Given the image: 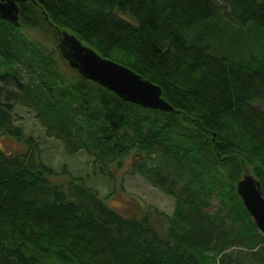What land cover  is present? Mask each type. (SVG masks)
Here are the masks:
<instances>
[{"label":"trees","instance_id":"1","mask_svg":"<svg viewBox=\"0 0 264 264\" xmlns=\"http://www.w3.org/2000/svg\"><path fill=\"white\" fill-rule=\"evenodd\" d=\"M18 14V26L0 18V133L28 150L0 147V264H264L236 192L251 174L264 197V0H26ZM29 28L73 34L158 85L172 110L65 73ZM16 104L100 173L133 153L130 172L173 198L162 232L155 210L123 215L66 169L52 180Z\"/></svg>","mask_w":264,"mask_h":264},{"label":"rangeland","instance_id":"2","mask_svg":"<svg viewBox=\"0 0 264 264\" xmlns=\"http://www.w3.org/2000/svg\"><path fill=\"white\" fill-rule=\"evenodd\" d=\"M61 31V30H60ZM52 28L48 31L42 29L29 28L26 33L32 39L44 44L47 48L54 50L57 48L59 33ZM233 30L227 29L221 35L218 48L226 47L232 38H235ZM56 51V50H55ZM57 54V53H56ZM59 67L65 73H74L66 61L58 54L56 56ZM264 110V106L258 105ZM15 123L22 127L24 135L33 137L39 148L40 158L50 165L57 175L52 180L63 181L67 175H63L62 170L66 169L69 175L82 176L87 185L95 188L101 196L107 195V203L116 208L121 214L137 216L149 210L157 212L152 217V224L162 232L164 220L158 215L170 214L173 209V198L152 185L143 176L130 172L133 153L127 155L120 167L113 166L109 172L100 173L94 165L93 160L84 151L73 154L65 152L60 140L46 135L45 129L38 123L34 114L26 107L16 104L14 107ZM0 147L5 152H25L28 150L26 144L17 142L15 139L0 133Z\"/></svg>","mask_w":264,"mask_h":264},{"label":"water","instance_id":"3","mask_svg":"<svg viewBox=\"0 0 264 264\" xmlns=\"http://www.w3.org/2000/svg\"><path fill=\"white\" fill-rule=\"evenodd\" d=\"M21 1L26 0H0V18L18 26V2ZM57 49L67 65L82 78L95 82L119 98L143 108L172 110L162 98L158 85L128 67L100 56L73 34L60 31ZM236 192L258 230L264 234V197L259 181L251 174H244L236 183Z\"/></svg>","mask_w":264,"mask_h":264}]
</instances>
